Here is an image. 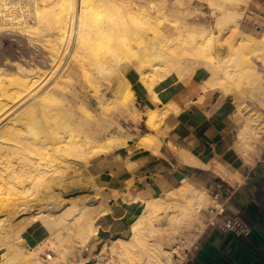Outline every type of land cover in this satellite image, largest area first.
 Wrapping results in <instances>:
<instances>
[{
  "label": "bare ground",
  "instance_id": "6f19581e",
  "mask_svg": "<svg viewBox=\"0 0 264 264\" xmlns=\"http://www.w3.org/2000/svg\"><path fill=\"white\" fill-rule=\"evenodd\" d=\"M222 1L240 7L250 0ZM153 12L133 0H0V29L16 25L32 41L47 43L55 62L67 58L83 72L96 73L106 81L122 62L137 61L141 65L139 82L156 101L159 98L154 83L170 76L179 80L197 66L209 73L205 82L210 87H220L228 93L246 89L247 96L264 109V35L243 32L237 11L236 16L224 12L216 22L218 30L231 26L236 38L242 39L237 47L234 42L228 44L230 50L222 64L213 54L217 38L214 34L198 35L180 29L169 45L155 49L149 38L150 33L157 34L159 27ZM28 17L33 19L32 24ZM50 30L54 35H49ZM163 49L167 57L160 54ZM12 76L0 70V124L10 113L25 107L32 95L37 97L40 86L47 82L42 76ZM60 79H70L66 69ZM240 95L239 107L244 104ZM134 98L135 92L129 89L124 101L129 112L139 115L131 106ZM108 106L119 109L114 101ZM161 109H149V127L157 128ZM254 115L245 119L239 131L237 146L247 160L250 148H254L252 142L261 136L259 126L264 125L258 126L259 117ZM10 121L0 128V264H96L104 254L112 257L113 264H175V257L182 258L183 251L191 247L193 222L215 200L205 190L185 180L165 198L146 201L130 196V203L144 204L143 211L123 235L114 237L97 222L99 216L109 213V208H101L96 218H83L87 212L84 208L75 219H68L67 209L81 200L88 206L93 181L87 162L114 149L118 138L112 136L102 142L99 133L91 128L73 130L66 107L59 105L50 91ZM143 139L153 141L154 137L146 135ZM120 144L128 146L129 140ZM76 185L83 193L80 197L73 195ZM72 223L77 225L75 229L69 227ZM60 226L67 229L69 237L82 243L81 263L75 262L72 243L63 238L64 228ZM42 230L52 233L42 245L57 254L47 263L37 253L38 247L19 243ZM95 237L100 241L88 248Z\"/></svg>",
  "mask_w": 264,
  "mask_h": 264
},
{
  "label": "crops",
  "instance_id": "0c3cea01",
  "mask_svg": "<svg viewBox=\"0 0 264 264\" xmlns=\"http://www.w3.org/2000/svg\"><path fill=\"white\" fill-rule=\"evenodd\" d=\"M209 77L206 70L196 67L179 80L167 77L155 88L159 101L142 83L136 87L135 98L145 118L149 109H163L161 127L159 131L148 128L150 131L131 139L128 146L93 161L92 172L109 208L99 224L113 236L125 232L130 218L142 207L130 203L131 197L152 199L187 180L225 208L213 219L221 222L240 217L251 233L237 237L208 224L203 232H197L180 264H264V154L250 161L251 153L247 160L238 149L239 131L247 116L240 125L238 114L243 117L244 110L234 102V94L210 87ZM146 135H152L154 142L144 141ZM42 232L27 239L30 247L43 246L47 233Z\"/></svg>",
  "mask_w": 264,
  "mask_h": 264
},
{
  "label": "rangeland",
  "instance_id": "374dc122",
  "mask_svg": "<svg viewBox=\"0 0 264 264\" xmlns=\"http://www.w3.org/2000/svg\"><path fill=\"white\" fill-rule=\"evenodd\" d=\"M133 1H136L140 4L144 3L150 10H152V12L154 11L156 13L154 16L157 17L156 19L159 25L158 32L157 34H149V38L154 41L153 46L155 49L160 45H169L172 39L176 37L180 29H184L185 32H193L198 35H204V33L214 34L217 36V38L215 36V50H213V54L215 55L218 63L222 64L225 59H227L226 54L228 55L230 50L228 44L231 45L234 42V46L237 47L242 40L238 37L236 38V32L231 26L228 28L225 27V30L223 29L222 31L218 30L219 28L217 29V19L224 12L234 13V11H237L239 16L236 18H238V20L241 18L240 27L243 31L251 33L257 37L264 35V0H250L248 1L249 3L246 2L239 4L240 7L237 5L225 4L222 0ZM239 12L241 14L243 13L242 17H240L241 14ZM237 14L234 13L235 16ZM27 19L26 20L29 23H33V19L31 17H28ZM18 29L19 27L16 25H13V27L12 25H9L3 29H0V70L3 73L5 72L8 76L13 75V78L26 75L28 78L42 76L44 80L47 79V82L42 84L43 87L40 86L41 90L37 94V97H40L47 91H50V93L59 101V105L66 107L67 119L69 120V125L73 128V130L91 128L99 133L98 139H100L102 142L108 140V138L112 136H116L118 138L116 142L114 141L115 148L105 154L114 152L121 147H126L122 146L121 144L119 146L118 143L124 140H129L130 142L131 139L135 138L141 133L150 131L148 128L154 130L146 125V118L144 113H142L143 108L140 106L137 97L134 98V102L131 104V106L132 108L137 106L141 111V115L136 108L135 109L139 115H134L132 112H129L131 110L127 108V104H125L124 101L125 94L129 89H132L135 92L136 87L141 85L138 79L139 72L141 70V65L139 62H122L116 71L111 75L110 80L106 81L99 78L96 73L90 74L89 72H83L67 58H63L60 63L58 61L55 62L50 49L47 47V43L32 41L28 33L21 32V30L19 31ZM49 35L52 36L54 33L50 30ZM233 38L234 40H232ZM160 54L162 57H167V52L165 49L160 51ZM194 67H196L198 70L201 69L197 66ZM64 69L67 70L70 79H60V75ZM154 69L157 68L154 67ZM164 80H166V78H162L159 83ZM159 83H154V88H156V86L158 88ZM246 92V89H243L241 92H239L241 95L235 91L231 93L234 94V97H236L234 102H237L238 105L239 101L237 96H243L242 98L244 104L241 106V108H239H243L244 116L241 117L240 114H238V116L242 119L240 125L243 124L245 116L250 117V115L253 116L255 114L254 116L257 117V119L259 117L257 122V125L259 126V123H264V109L257 102L251 100L250 97L247 96ZM33 96L34 95L29 98L25 107L13 111L12 114L10 113L7 119H5L2 124H0V128L7 125L10 119L12 120L15 118L16 115H19L24 108L33 103L37 98L36 95L34 97ZM112 101L118 105L119 109L117 111L109 108L108 104L112 103ZM161 118L162 117H159L157 123L156 129H158V131L161 127ZM259 128H261V136H259L255 142H252L254 148H250V161H253L254 158H261V156L264 154V130L262 131L264 125L261 124ZM144 141L149 143L154 142L150 139H144ZM241 156L244 158L242 154ZM95 158L87 162L89 170L88 174L93 181V188L88 191V196H90L91 201L88 202L87 207H85V200H81L80 202L76 203L75 206L68 208L67 211L70 214L68 219H75L81 216L80 210H83L84 208L87 209V212L84 214L83 218H96V214L101 210V208L107 207V205H104L105 199L103 196V190L99 188L97 178L92 172V164ZM244 160L247 162L245 158ZM73 190H75L73 192L74 196L80 197L83 194L81 192V188H79L77 185ZM166 194L154 198H165ZM15 203H17V201ZM141 205L144 207V204ZM216 205L217 204L214 201L213 204L209 205L201 212V217H199V220L197 222H193V226L191 228L193 235L191 247L197 238V232H203L208 224H210L209 222L214 220L212 218L214 214H212L211 211ZM100 218L101 216L97 218L98 223H100ZM60 227L64 228L61 231V234L64 235V237H62L70 240V243H72V251L77 256L75 262L81 263V251H83L82 243L79 239H73L72 237H69L68 231L64 226ZM69 227L75 229L77 225L73 224V226L70 225ZM49 232L48 234L51 235L52 233ZM99 241L100 240L96 237L92 238L89 241L88 248H91V245L98 243ZM19 243L23 246L28 245L27 239L19 240ZM44 247V245L42 247L40 246L39 249L36 250L37 253H39L41 259H44L43 254L46 253L47 249L49 250V248ZM51 252L54 251L51 250ZM185 252L186 250L183 251V256L181 255L182 258L175 257V264L181 263L185 256ZM56 256L57 254L54 253L53 257Z\"/></svg>",
  "mask_w": 264,
  "mask_h": 264
},
{
  "label": "built area",
  "instance_id": "2783aa9c",
  "mask_svg": "<svg viewBox=\"0 0 264 264\" xmlns=\"http://www.w3.org/2000/svg\"><path fill=\"white\" fill-rule=\"evenodd\" d=\"M225 211V208L220 204H217L211 211L212 214L221 216ZM214 217V216H213ZM211 226H217L226 232L232 233L237 237H247L250 235V228L243 222L240 217H235L231 219H225L221 222H217L216 219L209 222ZM53 257V252H48L44 254V259L46 263L51 261ZM96 264H113L112 257L109 254H104L101 256V260Z\"/></svg>",
  "mask_w": 264,
  "mask_h": 264
},
{
  "label": "water",
  "instance_id": "95a60500",
  "mask_svg": "<svg viewBox=\"0 0 264 264\" xmlns=\"http://www.w3.org/2000/svg\"><path fill=\"white\" fill-rule=\"evenodd\" d=\"M142 211H143V207H139V208L136 210L134 216H132V218H130L129 223H132V222L135 220V218H136L139 214H141ZM120 235H123V234H122V233L114 234V237H117V236H120Z\"/></svg>",
  "mask_w": 264,
  "mask_h": 264
}]
</instances>
